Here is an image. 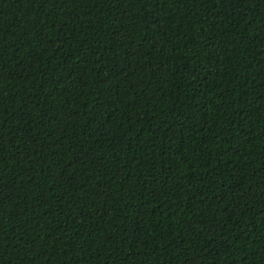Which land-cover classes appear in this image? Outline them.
I'll return each instance as SVG.
<instances>
[{"label":"trees","instance_id":"16d2710c","mask_svg":"<svg viewBox=\"0 0 264 264\" xmlns=\"http://www.w3.org/2000/svg\"><path fill=\"white\" fill-rule=\"evenodd\" d=\"M0 264H264V0H0Z\"/></svg>","mask_w":264,"mask_h":264}]
</instances>
